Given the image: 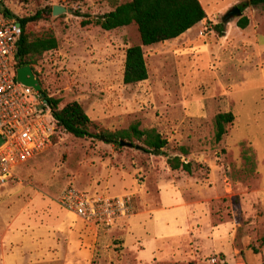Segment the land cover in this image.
Wrapping results in <instances>:
<instances>
[{"label": "rangeland", "instance_id": "1", "mask_svg": "<svg viewBox=\"0 0 264 264\" xmlns=\"http://www.w3.org/2000/svg\"><path fill=\"white\" fill-rule=\"evenodd\" d=\"M125 1L6 4L16 18L56 4L71 9L27 25L32 36L57 40L33 73L58 108L77 101L93 133L154 128L167 155L192 171L171 169L135 139L120 146L54 128L50 146L0 185V264H264V4L245 7L240 28L239 17H222L246 0H199L206 16L194 31L142 46L148 77L126 84L136 25L94 22ZM227 112L217 141L215 116ZM67 183L128 195L132 214L108 229L91 226L56 203Z\"/></svg>", "mask_w": 264, "mask_h": 264}, {"label": "trees", "instance_id": "2", "mask_svg": "<svg viewBox=\"0 0 264 264\" xmlns=\"http://www.w3.org/2000/svg\"><path fill=\"white\" fill-rule=\"evenodd\" d=\"M258 4H264V0H246L237 6L242 12L245 7ZM0 10L5 16H13L7 4L0 6ZM51 10L52 7L47 6L36 10L32 15L17 17L21 27V35L14 56L15 68L29 65L33 70V65L44 52L57 47V40L53 35L32 36L27 31L28 23L44 19L51 13ZM205 16V11L199 0H127L116 5L113 9L97 15L94 22L104 30L120 28L131 23L136 25L140 45H130L125 49L122 81L128 84L143 81L148 77L142 46L176 38L202 21ZM89 22L88 19H82L81 21L82 24ZM247 24L248 18L246 16H241L236 21V25L240 28H244ZM34 74L36 77V72ZM43 99L50 108L54 128H59L65 133L79 138L98 137L106 143L115 145H119L120 139H127L125 141L131 144L132 139H135L137 141L135 146L145 153L164 155L166 163L171 169H180L186 173L192 171L190 162L182 161L178 155H167L165 151L167 140L154 128L140 129L138 124H132L126 129L93 133L90 130L92 122L77 101L69 102L62 108H58V99L49 97L46 93H44ZM231 119L232 115L229 112L218 113L215 116V139L217 141L221 139L225 132L224 123L231 121ZM179 151L183 155L188 154L187 147L183 145L179 146Z\"/></svg>", "mask_w": 264, "mask_h": 264}, {"label": "built area", "instance_id": "3", "mask_svg": "<svg viewBox=\"0 0 264 264\" xmlns=\"http://www.w3.org/2000/svg\"><path fill=\"white\" fill-rule=\"evenodd\" d=\"M7 0H0V6ZM21 35L17 18L0 10V185L16 175L24 163L50 146L54 124L50 108L38 91L16 79L14 56ZM56 203L81 221L111 228L132 214L128 195L89 193L67 183Z\"/></svg>", "mask_w": 264, "mask_h": 264}, {"label": "water", "instance_id": "4", "mask_svg": "<svg viewBox=\"0 0 264 264\" xmlns=\"http://www.w3.org/2000/svg\"><path fill=\"white\" fill-rule=\"evenodd\" d=\"M65 11L71 12V9L56 4L52 6L51 14L58 15ZM240 15V8L237 5H234L223 15L222 21L226 22L228 19L233 17H239ZM16 79L27 86H31L34 90L38 91L42 97H44L42 86L37 77H35L31 66L23 65L18 67L16 69ZM118 144L120 146H131V143L125 141L124 139H120Z\"/></svg>", "mask_w": 264, "mask_h": 264}, {"label": "crops", "instance_id": "5", "mask_svg": "<svg viewBox=\"0 0 264 264\" xmlns=\"http://www.w3.org/2000/svg\"><path fill=\"white\" fill-rule=\"evenodd\" d=\"M198 23H196L195 25H193L191 28H189L188 30H186L183 34H181V35H183L184 37L183 38H185V36L186 35H190L193 31H194V29H193V27H196V25H197ZM190 30V31H189ZM180 35V36H181ZM179 37V36H178Z\"/></svg>", "mask_w": 264, "mask_h": 264}]
</instances>
